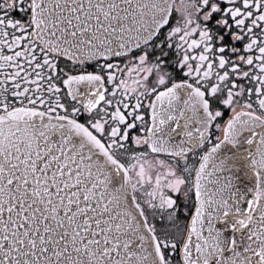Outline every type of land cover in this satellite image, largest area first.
Instances as JSON below:
<instances>
[{"label":"snow or ice","instance_id":"1","mask_svg":"<svg viewBox=\"0 0 264 264\" xmlns=\"http://www.w3.org/2000/svg\"><path fill=\"white\" fill-rule=\"evenodd\" d=\"M0 264H264V0H0Z\"/></svg>","mask_w":264,"mask_h":264}]
</instances>
